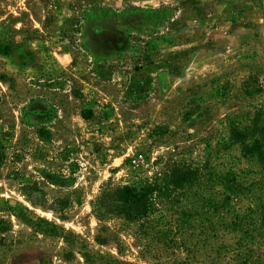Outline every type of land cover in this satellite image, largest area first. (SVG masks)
I'll use <instances>...</instances> for the list:
<instances>
[{
    "label": "rangeland",
    "instance_id": "rangeland-1",
    "mask_svg": "<svg viewBox=\"0 0 264 264\" xmlns=\"http://www.w3.org/2000/svg\"><path fill=\"white\" fill-rule=\"evenodd\" d=\"M263 0H0V264H264ZM197 170L134 221L105 187Z\"/></svg>",
    "mask_w": 264,
    "mask_h": 264
},
{
    "label": "trees",
    "instance_id": "trees-1",
    "mask_svg": "<svg viewBox=\"0 0 264 264\" xmlns=\"http://www.w3.org/2000/svg\"><path fill=\"white\" fill-rule=\"evenodd\" d=\"M229 137L241 146L244 153L254 154L264 162V152L258 138L248 140L246 132L236 127H230ZM196 174L197 170L192 167L171 168L158 179L105 187L93 200L92 209L98 215L118 216L127 221L137 220L151 212L158 198L167 196L173 189L190 184L195 180ZM261 223L264 225V212Z\"/></svg>",
    "mask_w": 264,
    "mask_h": 264
}]
</instances>
